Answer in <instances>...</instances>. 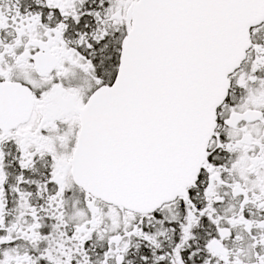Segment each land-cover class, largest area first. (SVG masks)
Returning a JSON list of instances; mask_svg holds the SVG:
<instances>
[{
    "label": "snow or ice",
    "instance_id": "snow-or-ice-1",
    "mask_svg": "<svg viewBox=\"0 0 264 264\" xmlns=\"http://www.w3.org/2000/svg\"><path fill=\"white\" fill-rule=\"evenodd\" d=\"M0 264H264V0H0Z\"/></svg>",
    "mask_w": 264,
    "mask_h": 264
}]
</instances>
